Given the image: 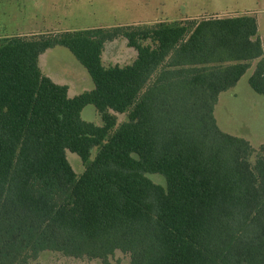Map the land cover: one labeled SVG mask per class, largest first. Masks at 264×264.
<instances>
[{
	"label": "trees",
	"instance_id": "obj_1",
	"mask_svg": "<svg viewBox=\"0 0 264 264\" xmlns=\"http://www.w3.org/2000/svg\"><path fill=\"white\" fill-rule=\"evenodd\" d=\"M118 38L136 59L105 66L104 45ZM56 46L91 91L70 98L40 71ZM262 54L253 14L0 37V264L46 251L103 264L116 251L129 264H264V144L214 117L254 61L248 83L264 96ZM87 105L101 126L81 119Z\"/></svg>",
	"mask_w": 264,
	"mask_h": 264
},
{
	"label": "rangeland",
	"instance_id": "obj_2",
	"mask_svg": "<svg viewBox=\"0 0 264 264\" xmlns=\"http://www.w3.org/2000/svg\"><path fill=\"white\" fill-rule=\"evenodd\" d=\"M241 1L247 2V0H0V37L20 34L29 36L26 34L29 33L28 31L51 34L82 29L86 26L111 27L144 20L233 16L231 13H215V11L241 10L243 9ZM260 1L261 3L258 0L254 3L249 0L246 4L249 8L260 10L262 19L264 0ZM30 28L37 29L38 32ZM122 39H116L115 44L124 51ZM105 54L108 60V51ZM130 60L129 53L121 54L119 57L121 64L130 63ZM42 62L47 73L59 76L62 81L68 79L72 71L77 73L76 76L84 74L87 81L83 82L81 87L76 89L77 91L88 89V85L94 86L85 69L64 47L51 48L42 56ZM248 74L249 72L246 71L245 76L237 83L236 97L231 99V102H226V99L220 101L217 109H214V117H217L222 130L246 139L254 149H258L264 144V97L253 93L249 88ZM80 116L82 120L96 126L102 124L100 116L92 105L84 107ZM116 118L118 124L126 120L124 114H116ZM95 154L96 149H92L90 160H93ZM66 158L77 175L84 171V165L76 154L66 151ZM148 177L155 184L165 186V180L161 175L151 174ZM129 262V255L120 251H116L108 259V264H129ZM30 264L103 263L98 259H78L46 251Z\"/></svg>",
	"mask_w": 264,
	"mask_h": 264
},
{
	"label": "crops",
	"instance_id": "obj_3",
	"mask_svg": "<svg viewBox=\"0 0 264 264\" xmlns=\"http://www.w3.org/2000/svg\"><path fill=\"white\" fill-rule=\"evenodd\" d=\"M254 3H256V0H252ZM249 0H247V2H242L241 1V7L243 9L241 10H233V11H215V13H231L233 15H240V14H253L255 15L256 17V20H257V28H258V37H259V40H260V43H261V47H262V59L264 61V17L261 19V16H260V10H257L255 8H249L247 6L246 3H248ZM259 3H261L260 0H258ZM256 5V4H255ZM263 6H264V1H263ZM224 8H229L228 6H224ZM264 11V10H263ZM189 17V16H188ZM185 18V17H183ZM177 21L179 20H182V17L179 18V19H175ZM173 19H165V20H162V19H157V20H144V21H139V22H135V23H131V24H117L115 26H111V27H116V26H123V25H133V24H154V23H157V22H173L175 21ZM93 28H109L108 26H96V27H91V26H86L82 29H72V30H84V29H93ZM31 30H36V32H38L37 29H33V28H30ZM72 30H66V31H72ZM29 33H26V34H29L31 35L32 34H43V33H34L35 31H28ZM22 35V34H20ZM14 36V35H12ZM5 37H9V36H5ZM122 42V45H124V51L122 50V48H119L115 43L117 42V40H114V41H111V42H108L104 45V49L102 51V55H101V59H102V63L105 65V66H109V65H119V66H124V65H128L130 64L131 62H133L135 59H136V56H137V53L136 51L131 48V47H128L127 45V41L125 39H122L121 40ZM109 45V47H108ZM51 49H48L46 50L44 53H42L40 56H39V59H38V66L40 68V71L46 76L48 77L52 82H54L55 84H58V85H65L67 86L68 90H67V93H68V97L72 98V97H75L77 95H80L82 94L83 92H88V91H91L94 86L90 87L88 85V89H82L81 91H77L76 89L78 87H81L80 85L83 83V82H86V76H84V74L82 75H78L76 76V72L75 71H72L70 76L68 77V79H66L65 81H62L61 78L55 74H52V73H47L44 68H43V62H42V56L45 54V53H48V51H50ZM128 50V51H127ZM106 51H108V60L106 58ZM127 51V52H126ZM128 54L130 55V63H125V64H121V62L119 61V57L121 56V54ZM256 63L257 61H254L251 63L250 65V68H248L247 72H249L248 76H247V81L249 80V78L252 76L254 70H255V66H256ZM80 64V63H79ZM81 65V64H80ZM82 66V65H81ZM83 67V66H82ZM84 68V67H83ZM85 69V68H84ZM86 71V70H85ZM87 72V71H86ZM246 73V72H245ZM245 73L243 76H245ZM88 74V73H87ZM89 75V74H88ZM242 76V77H243ZM90 77V76H89ZM241 77V78H242ZM240 78V79H241ZM239 79V81H240ZM238 81V82H239ZM237 82V83H238ZM236 83V85H237ZM236 85L234 87H232L231 89L225 91V92H222L219 94L218 96V100H217V103L215 105V110L217 109L220 101L222 99H226L227 101L226 102H231V99H234L236 97V92H235V89H236ZM248 86H249V83H248ZM250 88V86H249ZM251 89V88H250ZM74 90V91H73ZM252 90V89H251ZM253 91V90H252ZM79 92V93H78ZM253 93H255L253 91ZM257 94V93H255ZM258 95V94H257ZM259 96H262V95H259ZM264 97V96H263ZM88 106V105H87ZM215 115V114H214ZM101 119V118H100ZM216 119V123L218 125V127L220 128L219 126V123H218V120H217V117H215ZM102 123V121H101ZM102 125V124H101ZM100 125V126H101ZM221 129V128H220ZM222 130V129H221ZM223 132L227 133L226 131L222 130ZM228 134V133H227ZM231 135V134H230ZM233 136H236V135H233ZM238 137V136H237ZM242 138V137H240ZM244 139V138H243ZM246 140V139H245ZM263 145V144H262ZM261 146V145H260Z\"/></svg>",
	"mask_w": 264,
	"mask_h": 264
}]
</instances>
